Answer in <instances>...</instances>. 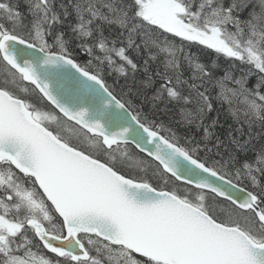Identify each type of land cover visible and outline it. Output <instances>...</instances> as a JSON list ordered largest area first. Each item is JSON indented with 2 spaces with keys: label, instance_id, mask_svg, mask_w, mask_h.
<instances>
[{
  "label": "snow or ice",
  "instance_id": "obj_1",
  "mask_svg": "<svg viewBox=\"0 0 264 264\" xmlns=\"http://www.w3.org/2000/svg\"><path fill=\"white\" fill-rule=\"evenodd\" d=\"M0 264H264V0H0Z\"/></svg>",
  "mask_w": 264,
  "mask_h": 264
},
{
  "label": "trees",
  "instance_id": "obj_2",
  "mask_svg": "<svg viewBox=\"0 0 264 264\" xmlns=\"http://www.w3.org/2000/svg\"><path fill=\"white\" fill-rule=\"evenodd\" d=\"M81 63H83V60H81ZM109 83H112V80L111 79H109ZM225 107H227V106L225 105ZM212 115H214V113ZM220 119H221V124L223 126L221 127V126L218 125V132L221 135V138H223V136L225 134V130L232 123V120H231L230 117H227L225 115H221ZM181 131H184V130L181 129Z\"/></svg>",
  "mask_w": 264,
  "mask_h": 264
}]
</instances>
